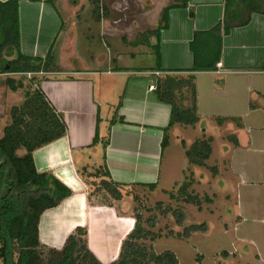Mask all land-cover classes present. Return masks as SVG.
Returning <instances> with one entry per match:
<instances>
[{"label":"crops","instance_id":"1","mask_svg":"<svg viewBox=\"0 0 264 264\" xmlns=\"http://www.w3.org/2000/svg\"><path fill=\"white\" fill-rule=\"evenodd\" d=\"M54 5L51 0H19L22 53L44 57L50 48L53 50L62 30L67 34L65 20ZM247 5L248 0H189L188 7L170 9L168 26L161 29L159 35L162 70L155 73L189 75L193 72L190 69L194 67L196 56L198 60L208 62L218 55L215 70L193 73L258 78L259 89H253V86L248 92L253 94L258 90L264 97V13H250ZM190 10L194 11L193 17ZM226 15L232 28L227 34L221 30L218 38L209 30L218 22L222 23ZM64 39L65 36L63 43ZM153 56L154 63L150 66L122 64L120 58L113 62L94 59L100 61L97 66L105 67L103 69L91 68L93 61L90 63L84 58L77 66H73L71 59L72 65L67 66L60 63L63 58L59 61L55 57L58 70L48 72L40 81V88L64 120L66 132L35 149L34 162L38 171L52 173L72 190V195L41 216L39 235L47 246L61 248L76 226H84L89 249L102 264L112 263L118 258L122 240L134 226L137 206L134 195L172 190L175 183L181 182L178 186L183 183L187 168L194 165L189 162L185 150L192 143L188 140V129L195 125H172L167 130L169 142L162 148L171 106L157 98L153 72L141 70L156 65L154 53ZM258 92L250 96H256ZM106 104H109L107 108ZM259 106L254 103V111L259 110ZM116 108L117 117L123 120L111 123ZM236 128L240 131L244 125H236ZM233 134L238 141L234 144L239 146V133ZM174 165L180 166L181 178L174 176L171 169ZM86 166L107 169L111 179L122 185V199L112 200L101 194L90 200V185L79 173ZM170 173L175 177L171 187L168 181L167 186L165 183ZM75 193L82 195L81 202ZM82 203L88 208L93 207L89 217L85 223L77 222L76 218L75 224H71ZM47 213L52 220L60 217L56 226L51 227L52 221L48 224V232L49 238L60 241L61 246L45 243L41 238V220ZM144 224L154 231L147 222ZM160 238L152 242L156 251H159L156 243ZM111 240L115 243H110Z\"/></svg>","mask_w":264,"mask_h":264},{"label":"rangeland","instance_id":"2","mask_svg":"<svg viewBox=\"0 0 264 264\" xmlns=\"http://www.w3.org/2000/svg\"><path fill=\"white\" fill-rule=\"evenodd\" d=\"M52 1L67 25V34L62 30L54 44V56L59 61L63 58L60 63L67 66L72 65L71 59L74 61L73 66H77L84 58L90 63L93 61L91 68L97 69L105 68L97 66L100 61L94 59L98 58L108 62L120 58L122 64L129 63L128 65L133 66H150L154 63L153 53L142 33L155 29L160 22L162 9L174 2L99 0L108 9V15L97 21L93 17V4L90 0ZM137 39H140L139 44L132 45L131 41ZM155 41V37L149 38L151 44ZM14 55L12 51L3 50L0 63L2 59L8 60ZM9 75L30 86V80L25 73L0 74V130L9 122L11 106L19 104L24 98V89L11 91L7 87L5 78ZM153 75L157 74L151 73L155 86L156 77ZM177 76L187 77L182 74ZM196 76L199 121L193 129H188L187 136L193 142L212 135L213 152L205 166L194 164L188 167L183 181L196 179L190 190L194 189L202 200L208 195L213 198L212 202H203L201 209L195 204L186 203L183 198L176 196L181 183L177 182L172 190L137 192L140 206L137 202L136 211H140L143 219L150 218L154 231H161V238L156 243L157 250H173L180 264H195L198 254L203 255L200 264H264V97L260 96L258 90L253 94L248 92L253 86V89H259L258 78L236 74L217 76L211 73H200ZM179 90L184 92L183 98L190 106L193 98L190 88L181 87ZM257 92L258 95L250 96ZM254 103L262 107L259 106V110L254 111ZM108 106L106 104V108ZM219 117L226 118L222 124L217 122ZM238 117L244 125L240 131L236 128ZM236 132L239 133V146L229 140V136ZM213 166H217L218 173H213L210 168ZM172 167L174 176L181 178L178 172L180 166ZM171 174L165 180L166 186L167 181L170 186L175 179ZM216 174L219 175L216 177ZM75 195L81 202L82 195ZM80 205L78 214L70 221L71 224H75L73 222H76V218L77 222L85 223L92 211L93 207L88 208L83 203ZM176 208L185 212L183 225L177 224L172 214ZM59 220L60 217L52 220L48 213L42 217L41 238L45 243L61 246L60 241L49 238L48 232V224L52 221L51 227L56 226L60 223ZM191 224H204L206 229L194 231L184 239L176 236ZM118 241L119 237L116 243ZM112 242L115 243L111 240L110 243Z\"/></svg>","mask_w":264,"mask_h":264},{"label":"trees","instance_id":"3","mask_svg":"<svg viewBox=\"0 0 264 264\" xmlns=\"http://www.w3.org/2000/svg\"><path fill=\"white\" fill-rule=\"evenodd\" d=\"M90 1L93 4L92 14L95 20L100 21L108 15V9L102 6L99 0ZM188 2L189 0H174L166 5L162 9L157 27L142 33V37L147 39V45L156 57V65L141 70L153 73L162 70L159 65L160 30L168 26L170 9L188 7ZM262 4L264 0H248L247 8L250 13H264ZM189 14L193 17L194 11L190 10ZM231 28L232 23L226 15L222 23L218 22L209 31L220 38L221 30L227 34ZM152 36L156 40L153 44L149 42ZM139 42L140 39H137L131 41V44L137 45ZM5 49L15 55L11 59L1 60L0 74L25 73L30 80V86H26L23 80L11 75L5 78V83L11 91L24 89V98L19 104L11 106L9 122L4 125L0 136V264H102L88 247L87 229L84 226H76L61 248L47 246L40 240L39 223L42 214L47 209L58 206L72 190L52 173L38 171L34 162V150L63 136L66 124L39 85L40 81L47 77L48 72L58 70L52 48L44 57L27 55L20 50L19 0H0V55ZM218 58L216 55L211 61L205 62L198 60L196 56L194 67L190 70L193 72L215 70ZM193 72L187 77L175 74L153 75L156 77L154 91L157 98L171 106L169 123L162 140L163 149L169 142L167 130L172 125L178 123L194 126L199 121L196 75ZM181 87L190 88L193 96L190 106L183 98L184 92L179 90ZM178 97L180 101L177 100ZM121 100L122 96L118 106ZM117 113L116 108L111 123L123 120L122 117H117ZM225 119L219 117L217 122L222 124ZM236 123L239 127L242 126L239 117ZM95 138L97 140V135ZM213 139L212 135L205 136L187 146L185 154L189 162L205 166L212 153ZM229 140L238 142L235 134H231ZM210 168L214 174L217 173V166ZM79 173L91 187L90 200L101 194L112 200L122 199L123 187L111 179L107 169L102 166H86L82 167ZM192 184V179L183 181L176 196L183 198L186 203L195 204L198 209H201L203 202H212L208 195L202 200L194 189L190 190ZM170 196L174 197V194L170 193ZM134 200L139 204L137 195H134ZM134 211V226L122 240L118 258L110 264H180L173 250L156 251L152 242L161 236V231H153L146 227L145 222L150 227L153 226L150 218L144 220L140 211H136V207ZM172 214L177 224H184L186 217L183 209L176 208ZM205 229L204 224H191L176 236L184 239L194 231ZM202 257L203 255L198 254L195 264H200Z\"/></svg>","mask_w":264,"mask_h":264},{"label":"built area","instance_id":"4","mask_svg":"<svg viewBox=\"0 0 264 264\" xmlns=\"http://www.w3.org/2000/svg\"><path fill=\"white\" fill-rule=\"evenodd\" d=\"M30 74V73H29ZM152 87H154V86H152Z\"/></svg>","mask_w":264,"mask_h":264}]
</instances>
